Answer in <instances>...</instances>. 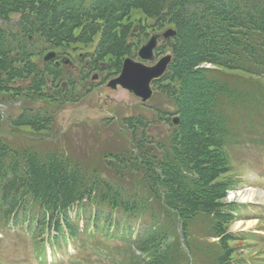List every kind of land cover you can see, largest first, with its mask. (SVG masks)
I'll return each instance as SVG.
<instances>
[{"label":"trees","instance_id":"16d2710c","mask_svg":"<svg viewBox=\"0 0 264 264\" xmlns=\"http://www.w3.org/2000/svg\"><path fill=\"white\" fill-rule=\"evenodd\" d=\"M133 11L149 25L131 21ZM167 29L175 36L159 43L155 56L170 54L171 62L153 82V114L146 122L124 119L129 147L122 153L100 152L95 165L92 158L86 166L7 141L5 131H51L56 109L79 98L73 80L116 76L150 33ZM93 45L90 54L71 58V48ZM225 72L263 83L251 82L263 116L264 0H0V102L18 104L5 122L0 114V228L26 221L38 244L51 230L52 249L60 241L78 242L79 233L91 229L105 244L97 251L119 242L117 253L132 264H182L187 246L170 252L158 220L169 233L178 222L186 239L188 223L206 216L218 241L212 264H240L227 233L237 221L235 208L224 204L234 189L222 178L230 171ZM169 115L175 124L165 121ZM159 123L167 129L153 135Z\"/></svg>","mask_w":264,"mask_h":264},{"label":"rangeland","instance_id":"374dc122","mask_svg":"<svg viewBox=\"0 0 264 264\" xmlns=\"http://www.w3.org/2000/svg\"><path fill=\"white\" fill-rule=\"evenodd\" d=\"M143 18L138 11L131 13V21H143ZM143 22L149 25L147 21ZM152 35L156 34L150 33L144 44ZM93 48L94 45L86 48H71V58L76 60L77 56L84 57L85 54H90ZM164 55L166 53L155 58L157 60ZM132 59L136 60V58ZM87 62L88 58H83V63ZM104 74L98 76L95 73L85 81L73 80L71 87L78 93L79 98L75 103L70 102L56 109L52 115L53 129L51 131H43L38 135L31 134L28 129H19L14 135L5 131V135H8L7 141L15 148L30 146L36 151L57 153L66 160L70 157L71 161L85 165L91 164L92 158H94L92 163L95 165L98 159L96 155L103 152L122 153L121 150L129 147L127 144L129 135L124 129V119L141 118L145 122L149 121L146 117L149 118L154 103L149 101L142 104L132 94L120 88L115 91L107 89L104 81L115 76L103 79ZM223 75L225 76L222 79L223 83L227 84L228 89L231 90V100L224 111L229 118L228 141L224 151L230 164V171L222 178L234 182V189L229 190L224 204L234 206L233 214L237 218L236 222L227 227V233L234 237L229 247L233 248V257L240 264H264V115L258 116L255 110L257 107L254 100L256 99L251 89L254 88L251 82L260 81L255 79L250 81L251 77L240 73L225 72ZM93 76L97 79L92 80ZM67 85L63 84L62 89H66ZM260 85L263 83L260 82ZM157 100L161 110L172 114L171 110L164 106L162 99ZM260 102L264 106V98H261ZM17 106L18 104L0 102L3 122L6 121L7 116L17 113ZM262 106L259 107L264 109ZM175 117L166 116L165 121L174 122ZM159 129L166 130L167 126L163 123L154 125L151 129L153 135H156L155 131ZM76 213L77 208L74 207L68 212V217L73 219ZM24 222L21 228H11V226L0 228V264H132L128 257L117 253L120 251L119 242H112V245L104 247L105 252L97 251L95 246L103 248L105 244L100 243L98 236L95 238L90 236L91 229L80 232L78 242L73 243L70 240L61 242L52 250L48 247L50 243L48 240L40 244L41 246L35 245L29 232L25 230L26 221ZM158 222L167 233L170 252L175 249V245L185 248L187 246L185 261L182 264L213 263L218 241L211 236L210 218L199 216L188 223L186 239L178 222H176L177 225H173L175 231L171 233L165 220L160 219ZM79 228H82L81 225ZM106 234L110 232L99 233L100 236ZM48 235H53V232L50 230ZM45 236L40 237L45 238ZM86 243L90 246L89 248L85 246ZM134 255L137 257L138 253ZM41 256L44 260L40 259Z\"/></svg>","mask_w":264,"mask_h":264},{"label":"water","instance_id":"95a60500","mask_svg":"<svg viewBox=\"0 0 264 264\" xmlns=\"http://www.w3.org/2000/svg\"><path fill=\"white\" fill-rule=\"evenodd\" d=\"M175 36L172 29L166 30L161 36H152L137 52L140 61L125 59L122 63L119 75L110 80L106 87L116 90L118 87L133 94L142 103L147 102L152 96L151 83L159 79L167 69L171 56L160 58L154 65L147 66L144 63L153 61V52L159 38L167 40Z\"/></svg>","mask_w":264,"mask_h":264}]
</instances>
